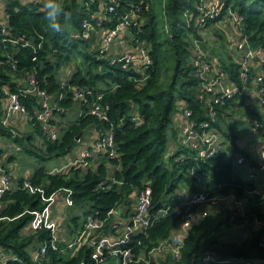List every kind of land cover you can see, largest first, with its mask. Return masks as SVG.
I'll use <instances>...</instances> for the list:
<instances>
[{
  "label": "trees",
  "instance_id": "trees-1",
  "mask_svg": "<svg viewBox=\"0 0 264 264\" xmlns=\"http://www.w3.org/2000/svg\"><path fill=\"white\" fill-rule=\"evenodd\" d=\"M198 1L166 0L164 13L168 36L163 39L158 15L151 0H120L117 16L136 6H141L143 10L139 13V26L133 25L132 30L140 40L151 44L153 64L149 70V78L140 84L136 80L139 78L137 72L124 70L111 65L107 59L100 58V52L93 46V41L70 39L68 29L79 28L82 19L90 15V12L82 10L80 0H59L69 14L61 19L62 32L49 28L44 10L39 9L37 4L24 5L20 0H7L9 25L14 33L24 35L32 41L37 48V60H32L35 56L32 47H20L18 50L10 47V51L19 60L21 70L37 68L40 80H45L48 91L53 94L58 106L64 109L55 112L65 113L78 105L71 96L58 101L61 91L60 71L72 60H81V64L70 75L69 84L87 86L96 93H103L101 102L108 105L120 155L121 169L116 172V178L122 184L100 189L99 185L107 174V160L101 162L95 170L82 171L81 168L74 167L66 173H50L47 162L69 154L79 143L78 138L85 137L90 127L98 129L106 124L89 114V108L85 105L83 114L63 127L56 141L46 140L38 124L35 125V131L14 136L11 129L2 123L4 110L1 98L4 92L1 86L9 83L15 91L16 85L0 67V133L13 137L28 155L37 158L39 166L30 181L34 186L43 189L42 193H32L23 187L24 178H20L17 187L3 195L0 205V249L5 261L1 262L0 258V264H36L32 260L31 251L48 242L50 232L43 229L28 234L25 229L34 217L33 212L42 211L46 207L47 202L43 198H49L63 189L73 191L74 207L79 212L83 211L85 215L93 213L104 218L114 207L127 206L130 209L137 193L150 183V212L156 217L146 233L136 237L141 242L137 253L145 255L153 251L161 241L169 239L181 224L184 208L180 206V189L185 187L196 192L203 188L212 197L235 193L239 199L246 197L248 191L260 190L253 181L244 176L241 168L238 169L236 157L239 154L249 155L238 144L239 136L230 125L220 124L230 141L226 152H219L206 161L197 160L191 152L183 148L176 154H168L170 138L176 137L175 132L171 135L170 133L174 130L173 116L178 102L192 109L195 119H201L205 114L196 94L197 80L190 74L193 38L199 37L194 28ZM228 6L244 16L243 33L248 37L251 46H263L264 0H225L224 9ZM39 35L43 36L42 40ZM74 50L77 51L76 56L72 54ZM169 50L172 51L170 55ZM2 54L0 49V59L3 58ZM223 60L231 62L234 73L236 67L231 58L224 56ZM34 100L27 98L25 101L31 114H34L36 107ZM136 113L143 118L140 125L133 121ZM219 118L222 121L221 115ZM36 135L44 139V147L35 144ZM181 155L184 158L177 160ZM251 163L257 164L254 159H251ZM255 197L257 203L250 209L248 217L264 220L260 193ZM162 211L165 214L159 215ZM243 218L239 216L232 220L229 208L208 214L190 228L183 242L180 259L176 260L169 255L166 260H153L151 264H198L205 253H212L221 260H248L253 264H264V247L260 246L264 228L246 235L244 239L242 234L227 236L228 229L233 226L230 222L239 223L238 219ZM79 219V213L71 217V227L74 230ZM90 253L91 249L87 246L65 252L50 249L43 264H94ZM129 264L148 263L141 261Z\"/></svg>",
  "mask_w": 264,
  "mask_h": 264
},
{
  "label": "built area",
  "instance_id": "built-area-1",
  "mask_svg": "<svg viewBox=\"0 0 264 264\" xmlns=\"http://www.w3.org/2000/svg\"><path fill=\"white\" fill-rule=\"evenodd\" d=\"M24 5L34 3L39 9H43V0H20ZM82 10L90 12L88 17L82 19L79 28L71 29L70 39L74 41H92L98 43L97 50L100 58H105L111 65L119 66L124 70H133L139 74L136 80L142 84L150 76V68L153 64L151 54V44L140 40L132 30V26H139V13H142L141 6L130 9L125 14L117 16L120 0H80ZM225 0H199L196 5V15L194 18V28L199 37L193 38L191 76L197 80V98L205 110L204 117L195 119L194 111L186 107L182 102L177 104V112L182 113L178 121L177 132L179 144L172 148V154H176L180 148L187 149L199 161H206L219 152H226L225 142L230 141L226 137L220 124L233 126L236 118L241 115L248 117L249 128L256 134L260 143L257 164L252 165L251 160L244 154L236 157L245 176L254 179L258 173L264 172V45L253 48L248 37L243 33L244 16L231 7L225 8ZM229 20L236 29L233 48L230 53L232 63L235 64L236 71L233 73L231 62L223 63L204 48L206 34L204 30L212 24L219 22V19ZM110 24V25H109ZM129 36L131 46L120 48L116 53H112L113 46L117 44L120 36ZM43 39L42 35H39ZM41 46L39 44L38 48ZM10 47L19 49L20 47H32L35 56L32 60H37V48L32 41L24 35L14 33L9 25V13L7 0H0V49L3 58L0 59V67L5 75L10 77L12 83L16 85L13 91L9 83H4L1 98L3 106L2 123L8 126L10 117L13 115H24L34 125L41 127L46 140L56 141L60 130L54 121L55 110H64L58 106L52 93L48 91L44 81L40 80L38 70L34 67L31 70H21L19 60L14 57ZM227 66V67H226ZM69 78L61 76V91L58 101L71 96L78 103L79 115L83 114V107L86 105L88 113L106 124L103 128L97 129V136L88 145H84L74 157L65 155L63 161L53 165L49 172L52 174L66 173L74 167L81 168L82 171L95 170L97 166L107 160V174L100 189H109L112 185H121L122 181L116 178V172L121 169L120 155L116 147L114 138V126L108 113V105L103 104V93H96L92 88L82 85H70ZM27 98H34L35 111L31 114L26 105ZM235 110H242L240 114H233ZM221 115L222 121L219 116ZM133 121L140 125L143 118L138 113L133 116ZM14 136L19 133L12 130ZM2 134L0 133V138ZM83 138H78V142L83 143ZM45 141L43 140V144ZM70 154V153H69ZM183 155L177 160H182ZM17 183H13V176L0 166V205L3 195L10 189L16 188ZM23 187L30 192H43L39 186H34L30 179L25 178ZM65 192V203L67 206H74L72 198L73 191L70 189L60 190ZM59 192L49 198L43 199L47 202L42 211L33 212L34 217L28 225V234L37 233L46 229L50 232L48 242L43 243L33 250L31 256L36 264H43L50 249L56 251L76 250L87 246L91 249L90 258L94 264H129L145 261L151 264L154 260L159 262L166 260L171 255L178 260L182 255V247L185 238L189 234L190 228L203 217L209 214L211 206L224 210L226 203H231V219L235 220L239 216H244V200L239 199L235 193L223 197H212L203 188L193 192L189 198L180 200V206L184 208L183 220L174 230L173 235L159 243V245L148 255L137 253L140 241L136 237L145 234L153 219L156 217L150 212L152 204V188L150 183L143 186L137 193L134 211L125 217L124 207H114L108 211L104 218L95 214L80 215L79 223L73 235L64 242L58 234V223L52 214L56 196ZM250 196L260 193L259 190L247 192ZM165 214L164 211L159 215ZM255 231L264 228V220L255 217ZM246 237L242 234V239ZM260 246L264 247V231L260 239ZM1 258V262H4ZM253 264L251 261L221 260L212 253H205L201 256L198 264ZM81 264H86L82 262Z\"/></svg>",
  "mask_w": 264,
  "mask_h": 264
},
{
  "label": "crops",
  "instance_id": "crops-1",
  "mask_svg": "<svg viewBox=\"0 0 264 264\" xmlns=\"http://www.w3.org/2000/svg\"><path fill=\"white\" fill-rule=\"evenodd\" d=\"M204 33L206 34L205 37L207 40L204 43V48H206V45L212 46L211 55L213 56V58L219 59L223 63H227L228 61L225 60V62H224V60H223L224 56L230 58L231 52L230 51L228 53L226 51L221 52L219 49V53H217V44L218 43H215L212 40V38L214 37L215 38L214 40H219V43H221V40L226 39L227 42L230 43V45H232V48H233V44H234L233 40L237 34H236V29L232 26L231 22L229 20H225V19L220 20L219 22L212 24L209 27H207L204 30ZM123 35H124L125 39L119 38V40H117L118 41L117 44L115 46H113V48H112L113 49L111 51L112 53H116L118 50H120V48H129L131 46L130 40H128L129 36H126V34H123ZM209 35H212V36H209ZM226 35H227V37L225 38ZM92 41H93V46L97 49V47H98L97 41H95V40H92ZM229 50H230V48H229ZM71 66H73V64H71ZM74 70H72L70 68V70L68 69V71H66V74H65V71L64 72L61 71L60 77L61 76L70 77V75L73 73ZM73 109H75L76 111L78 110L77 115L79 116L78 105H76ZM73 109H71V110H73ZM75 110L73 112H75ZM229 110H231V112H233L232 109H229ZM234 113H235V115L240 114V113H242V110H239V109L235 110V112H233V114ZM68 117H69V110H67L65 113L55 112L54 121H55L56 125L58 126L59 130H61L63 127L67 126V124H70L71 122H74L76 120V118H74L72 120H70V119L68 120ZM181 117H182L181 112L174 113V116H173L174 130L170 133V135L173 132H175L176 137L171 136V138H170V144L169 145H170L171 150H172V148H175L177 144H179L177 125H178V121L180 120ZM8 126H9L8 128H10L12 130H16L19 133L18 136H22V135L27 134L29 132L35 131L34 130L35 125L32 123V121H29L28 118L24 115H13V116H11ZM24 128H25V132L21 133V131H24ZM88 130L92 131V134L90 136H87L86 135L87 132L85 133L84 141L80 145V150L83 148L84 145L90 144L92 142V140L97 136V128L90 127ZM43 140L44 139L41 138L40 136H38V135L35 136V144L36 145L44 147ZM258 143H260L259 139L254 138L250 143H243L242 147L247 152V150H250L252 148H257ZM14 149L21 152V154L17 153L16 150L14 151ZM79 151L77 152V154L79 153ZM23 155H25V157H27L29 159V165H28V167H29L31 165V162L33 161L31 158L33 156L28 155L24 151L23 146H21L17 142H15V143L11 142L8 139V137H4L2 139L0 138V160L2 161V160H5L7 158L12 159V163H10V165H8V164L4 165L0 161V164L2 165V167L6 171L10 172L12 174V176H14V177L19 176V179L20 178L30 179L36 168L33 170V169H31V167H29V168L28 167H18L15 164L16 162L19 161L18 159H21L20 161L22 162V159H23L22 156ZM67 155H70V154H67ZM70 157H72V156H70ZM249 159H250V157H249ZM256 159H258V155H257ZM10 166L13 169L9 170L8 167H10ZM260 175H262V178L264 179V172H261ZM64 193L65 192H63V191H59V193L56 196L54 205L52 206V209H53L52 214L58 223V227H59L58 228V234H59V237L61 239V242L66 241L67 239H69L70 236L73 235L74 229H73V227H71V217L74 216L78 212V209L75 208L74 206H72V207L67 206V203H65V199H64V196H65ZM192 193L193 192L191 190L184 187V188L180 189L179 199L182 200L184 198H189ZM135 202H136V199H134V201L132 202L130 209H127V206H126L125 217L129 216L134 211ZM230 207H231V203H230ZM250 221H251V224L249 226H243L242 225L243 230L247 232V234H245L247 236L249 234H251L255 230V227H256L255 226V224H256L255 218L250 219ZM25 231H27V228L25 229ZM173 233H174V231L172 232V235H173ZM33 250H35V249H33ZM33 250L31 251V254H32ZM3 256H4L3 251L0 249V258H2Z\"/></svg>",
  "mask_w": 264,
  "mask_h": 264
},
{
  "label": "rangeland",
  "instance_id": "rangeland-1",
  "mask_svg": "<svg viewBox=\"0 0 264 264\" xmlns=\"http://www.w3.org/2000/svg\"><path fill=\"white\" fill-rule=\"evenodd\" d=\"M166 2V0H151V3L154 5L155 7V10L157 12V15H158V19H159V22H160V31H161V35H162V38L165 39L167 38L168 36V32H167V28H168V24H167V19H165V13H164V3ZM222 20L221 18L219 19V21ZM71 31V28L68 29V32ZM224 34V33H223ZM209 36H212V35H209ZM227 37V35L225 36V38ZM120 38H124V35H121ZM215 38L213 37L212 40L215 42V43H218L217 44V53H219V49L220 51H226L227 53L231 50H232V45H230V43L227 42V40H221V43H219V40H214ZM230 45V46H229ZM166 47H168V45L166 44ZM165 47V49H167ZM230 48V50H229ZM82 49V48H80ZM206 50L211 54V51H212V46L210 45H206ZM168 51V50H166ZM172 53L171 50H169L168 52V55H170ZM74 56L77 55V51H73L72 53ZM219 55V54H218ZM54 59V58H53ZM57 60V58H55ZM72 62V63H71ZM71 62H69L70 64H66L64 65L65 67L61 69V71H65V74H66V71H68V69L70 70V68L72 70L75 69V67L79 66L81 64V60H72ZM71 64H73V66H71ZM60 71V72H61ZM75 109L69 111V117H68V120H72L74 118H78V110L75 112H73ZM234 132L239 136V139H238V144L242 147V144L243 143H250L255 137H256V134H254V132L249 128V122H248V117L246 115H239L237 118H236V122L235 124L232 126ZM25 132V128H24V131H21V133ZM87 132V136H90L92 134V131L88 130L86 131ZM4 137H8V139L11 141V142H14V139L13 137H9V136H6V135H2L1 136V139L4 138ZM82 142H80V144H76V146L72 149V151L70 152V155L69 156H72L74 157L77 152L80 150V145H81ZM225 145H226V148H228V142L226 141L225 142ZM243 148V147H242ZM16 149H14L15 151ZM17 151V150H16ZM172 150L170 148V145L168 146V154L171 153ZM17 153H20L19 151H17ZM247 153L250 157V159H255V161L257 160L256 157L259 153V148H252L250 150H247ZM18 156V155H17ZM23 159H22V162L20 161L21 159H18L19 161L16 162V166L18 167H28L29 165V159L27 157H25V155L22 156ZM32 158V162H31V165L29 167H31V169H35L39 166V161L37 160V158H34V157H31ZM1 161V160H0ZM61 161H63V158H56L50 162H47L46 165L50 168L51 166L53 165H57L59 163H61ZM2 164L4 165H10V163H12V159H5V160H2L1 161ZM0 166L2 167V165L0 164ZM28 167V168H29ZM3 168V167H2ZM4 169V168H3ZM8 169H13L11 166L8 167ZM238 169L240 170V167L238 166ZM5 170V169H4ZM6 171V170H5ZM245 176V175H244ZM248 180H251L253 181L257 187L260 189L259 192H260V198L263 200L262 202V207L264 208V179L262 178V175H260V173H258L256 175V177L254 179H250L249 176H245ZM19 180V176L18 177H14L13 176V183H17ZM255 196H250L249 194H247L246 197L242 198L244 200V206H243V210L245 212L244 217L243 219H238L239 223H235V222H230L233 224V226L228 229L227 231V236L228 237H233V236H237V234H247L246 231L243 230L242 228V225L243 226H249L251 224V221H250V218L251 217H248L250 215V209L254 206L255 203H257ZM223 207H225V210L226 208H230V203H226L223 205ZM209 214L211 213H215V212H218V208L216 207H213L211 206L209 208ZM225 221V218L223 219V222ZM227 238V237H225Z\"/></svg>",
  "mask_w": 264,
  "mask_h": 264
},
{
  "label": "clouds",
  "instance_id": "clouds-1",
  "mask_svg": "<svg viewBox=\"0 0 264 264\" xmlns=\"http://www.w3.org/2000/svg\"><path fill=\"white\" fill-rule=\"evenodd\" d=\"M42 7L49 28L55 32H62L61 19L68 17L69 14L64 10L59 0H43Z\"/></svg>",
  "mask_w": 264,
  "mask_h": 264
},
{
  "label": "water",
  "instance_id": "water-1",
  "mask_svg": "<svg viewBox=\"0 0 264 264\" xmlns=\"http://www.w3.org/2000/svg\"><path fill=\"white\" fill-rule=\"evenodd\" d=\"M80 137V136H79Z\"/></svg>",
  "mask_w": 264,
  "mask_h": 264
}]
</instances>
